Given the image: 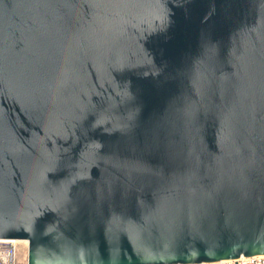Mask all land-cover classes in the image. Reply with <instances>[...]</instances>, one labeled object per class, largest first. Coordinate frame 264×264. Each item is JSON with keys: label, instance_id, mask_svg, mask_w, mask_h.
Returning a JSON list of instances; mask_svg holds the SVG:
<instances>
[{"label": "water", "instance_id": "water-1", "mask_svg": "<svg viewBox=\"0 0 264 264\" xmlns=\"http://www.w3.org/2000/svg\"><path fill=\"white\" fill-rule=\"evenodd\" d=\"M0 237L27 264L264 253V0H0Z\"/></svg>", "mask_w": 264, "mask_h": 264}, {"label": "built area", "instance_id": "built-area-1", "mask_svg": "<svg viewBox=\"0 0 264 264\" xmlns=\"http://www.w3.org/2000/svg\"><path fill=\"white\" fill-rule=\"evenodd\" d=\"M27 245L28 242L26 239L0 237V264H20L19 253L21 250H23L26 256ZM25 264H27L26 258ZM175 264H264V253L254 255H240L238 257L214 261Z\"/></svg>", "mask_w": 264, "mask_h": 264}, {"label": "rangeland", "instance_id": "rangeland-1", "mask_svg": "<svg viewBox=\"0 0 264 264\" xmlns=\"http://www.w3.org/2000/svg\"><path fill=\"white\" fill-rule=\"evenodd\" d=\"M19 258H20V264H25V258L27 259V255L25 256V252L23 250L20 251L19 253Z\"/></svg>", "mask_w": 264, "mask_h": 264}]
</instances>
